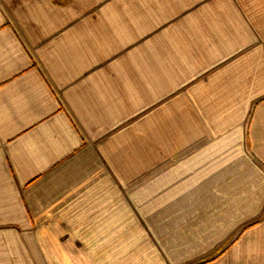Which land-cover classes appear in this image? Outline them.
<instances>
[{
  "label": "crops",
  "instance_id": "1",
  "mask_svg": "<svg viewBox=\"0 0 264 264\" xmlns=\"http://www.w3.org/2000/svg\"><path fill=\"white\" fill-rule=\"evenodd\" d=\"M259 24L0 0V264H264Z\"/></svg>",
  "mask_w": 264,
  "mask_h": 264
},
{
  "label": "rangeland",
  "instance_id": "2",
  "mask_svg": "<svg viewBox=\"0 0 264 264\" xmlns=\"http://www.w3.org/2000/svg\"><path fill=\"white\" fill-rule=\"evenodd\" d=\"M242 5L245 13L251 17L252 21L258 22L259 25L264 23V0H238Z\"/></svg>",
  "mask_w": 264,
  "mask_h": 264
}]
</instances>
